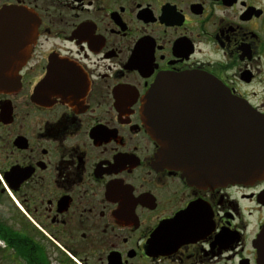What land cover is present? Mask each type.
Listing matches in <instances>:
<instances>
[{"label":"flooded vegetation","instance_id":"flooded-vegetation-1","mask_svg":"<svg viewBox=\"0 0 264 264\" xmlns=\"http://www.w3.org/2000/svg\"><path fill=\"white\" fill-rule=\"evenodd\" d=\"M5 7L37 28L0 93V264H264V179L189 184L157 166L142 116L160 79L190 74L264 115V0Z\"/></svg>","mask_w":264,"mask_h":264},{"label":"water","instance_id":"water-1","mask_svg":"<svg viewBox=\"0 0 264 264\" xmlns=\"http://www.w3.org/2000/svg\"><path fill=\"white\" fill-rule=\"evenodd\" d=\"M36 22L29 11L1 10L0 93L19 88L15 75L31 53ZM142 103L148 133L159 146L157 166L196 186H247L264 179V115L214 77H164Z\"/></svg>","mask_w":264,"mask_h":264}]
</instances>
